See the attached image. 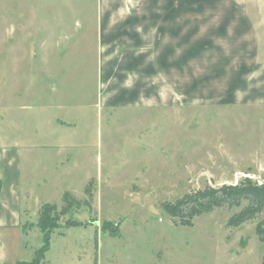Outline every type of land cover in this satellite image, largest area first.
I'll return each mask as SVG.
<instances>
[{
  "label": "rangeland",
  "instance_id": "1",
  "mask_svg": "<svg viewBox=\"0 0 264 264\" xmlns=\"http://www.w3.org/2000/svg\"><path fill=\"white\" fill-rule=\"evenodd\" d=\"M134 1L120 9L121 0H0V221L18 212L24 240L39 249L40 208L60 209L70 192L81 204L48 228L47 264H262L264 211L229 223L248 201L186 227L161 205L206 185L264 182V0H227L236 10L202 3L234 14V30L210 49L214 69H145L142 84L100 50L103 10L133 15ZM152 32L143 51L156 59ZM229 76L234 87L244 83L234 95L225 93Z\"/></svg>",
  "mask_w": 264,
  "mask_h": 264
},
{
  "label": "crops",
  "instance_id": "2",
  "mask_svg": "<svg viewBox=\"0 0 264 264\" xmlns=\"http://www.w3.org/2000/svg\"><path fill=\"white\" fill-rule=\"evenodd\" d=\"M122 1L124 0H121L119 3L120 7L122 6L120 9L125 4L129 7H136L134 0L133 4ZM159 1L139 0L137 3L141 9L138 12L135 11L134 14L132 13L133 15L128 14L125 17L120 14L121 11L117 12L119 15L114 14L110 16L108 11L106 13L103 10L104 15L99 18V39L102 54L113 51V55L116 57L115 70L126 73V79L131 78V73H139L140 77L138 80L140 83L142 82V75L140 73L145 69L151 73L158 72V69L168 71L169 73H174L176 70L185 73L186 70L188 72H202L207 68L214 69L217 56L215 54L211 55L210 49L215 48L216 41L227 39L229 32L234 30L233 12L230 13V16L226 12H215L214 5L210 6L202 3L221 2L223 6L233 7L236 10L234 1H231L230 5H228L227 0H163L162 11L154 12L152 8L159 9L157 6ZM207 10L215 15H205L204 11ZM197 13L204 14L206 17H192L191 14ZM222 15L226 17H222ZM141 20H148V22L144 26H141ZM206 20L215 22H207ZM168 21L169 23L172 22L174 26H166V22ZM242 23L244 22L242 21ZM152 30V33H156L153 42V48L157 52L156 59L152 58L154 51L150 54H146L143 51L145 46H150L145 41H147L146 33ZM167 36L169 37V42L166 46V44H162V39ZM179 38H181L180 41L176 40ZM197 40L205 42L195 45L190 43V48L186 49L188 42ZM160 46L161 48L158 49ZM176 46L182 47L180 52L176 51ZM206 52V56H203ZM177 53L179 56L178 60L176 59ZM147 57L151 60V64L143 67ZM206 57L209 59L207 60ZM209 61L211 64H207ZM205 63L206 66L203 67ZM197 65L201 69H198ZM119 66L121 69H119ZM193 79L188 78L187 84ZM225 83V85H228L225 93H230L231 95H234V89L240 88L241 85L244 87V83L234 87V79L231 81L230 76L229 80L227 81L226 79ZM196 86H200V84ZM221 100L226 101L224 99ZM14 214L17 216L14 221H0V264H25L31 262L34 259L35 251L38 249L32 248L24 240L23 224L19 222L18 212H14ZM48 262L45 257L44 261L39 264H47Z\"/></svg>",
  "mask_w": 264,
  "mask_h": 264
},
{
  "label": "trees",
  "instance_id": "3",
  "mask_svg": "<svg viewBox=\"0 0 264 264\" xmlns=\"http://www.w3.org/2000/svg\"><path fill=\"white\" fill-rule=\"evenodd\" d=\"M89 191V189H88ZM90 192V191H89ZM244 201H248L247 207L243 208L239 214L234 216L230 224L240 226L246 221L252 220L264 211V182H258L250 177H246L236 184H223L219 187L206 185L192 193L184 195L182 198L175 200L173 203H162L170 215L175 225L181 226L192 225V220L212 212L218 207L224 205L240 206ZM90 201L84 203L90 205ZM72 203L81 204V201L70 192H65L63 205L59 209L57 204L44 203L39 210V226L44 236V243L41 248L35 251L34 261L31 264H39L45 258V254L50 248L49 227H53L60 221V217L67 215ZM82 222L72 220L70 226H81ZM257 234L259 239L264 242V220L257 224ZM264 264V258L263 263Z\"/></svg>",
  "mask_w": 264,
  "mask_h": 264
}]
</instances>
